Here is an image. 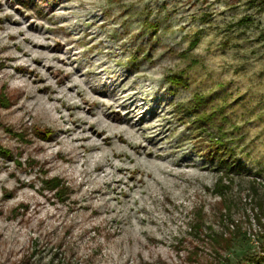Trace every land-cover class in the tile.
Masks as SVG:
<instances>
[{"label": "rangeland", "instance_id": "rangeland-1", "mask_svg": "<svg viewBox=\"0 0 264 264\" xmlns=\"http://www.w3.org/2000/svg\"><path fill=\"white\" fill-rule=\"evenodd\" d=\"M2 97L0 264L257 250L264 0H0Z\"/></svg>", "mask_w": 264, "mask_h": 264}, {"label": "trees", "instance_id": "trees-1", "mask_svg": "<svg viewBox=\"0 0 264 264\" xmlns=\"http://www.w3.org/2000/svg\"><path fill=\"white\" fill-rule=\"evenodd\" d=\"M0 103L1 105L6 106L4 104L3 97L0 99ZM47 134H48L47 131L40 132V135H43L45 137H47ZM17 136H20V135H17ZM9 155H10V152L0 146V156L8 157ZM222 179H223L222 177L219 178L218 183L216 184V187L214 188L215 193L219 194L220 196H223V193L221 190L224 187V185H221ZM226 180L229 183L231 182L230 179H226ZM42 183H43L44 189L53 192L54 196L57 197L61 201H63L69 193L68 185L65 184L61 179L57 177H54L51 179H45L42 181ZM258 210L261 212L262 217L255 216V218H256V222L260 225L261 220L264 221V203H261L260 205H258ZM262 226L264 228V223L262 224ZM239 232L240 230L238 231V234ZM234 233L237 234L236 231H234ZM211 237H212V240L218 245H220L221 240L226 241V239L222 236L212 235ZM211 264H220V263L215 262ZM239 264H264V236H262V241L258 244L257 250L252 253L244 255Z\"/></svg>", "mask_w": 264, "mask_h": 264}, {"label": "bare ground", "instance_id": "bare-ground-1", "mask_svg": "<svg viewBox=\"0 0 264 264\" xmlns=\"http://www.w3.org/2000/svg\"><path fill=\"white\" fill-rule=\"evenodd\" d=\"M37 47H39V46H37ZM122 122H123L124 124H126V119H123ZM126 125H127V124H126ZM127 126L130 127L129 124H128ZM88 129L90 130L89 135H91V134L99 135L100 133H102V132H99V131L97 132V131L94 130L93 128H88Z\"/></svg>", "mask_w": 264, "mask_h": 264}]
</instances>
